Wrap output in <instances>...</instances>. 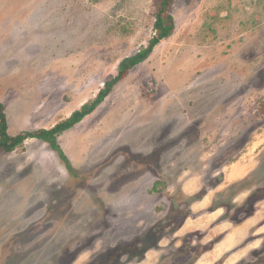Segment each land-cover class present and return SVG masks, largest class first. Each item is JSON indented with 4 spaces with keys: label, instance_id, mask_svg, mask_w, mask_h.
<instances>
[{
    "label": "rangeland",
    "instance_id": "rangeland-1",
    "mask_svg": "<svg viewBox=\"0 0 264 264\" xmlns=\"http://www.w3.org/2000/svg\"><path fill=\"white\" fill-rule=\"evenodd\" d=\"M156 1L0 0L9 133L94 99L154 36ZM169 12L173 34L59 135L72 172L37 138L0 151V264H264V216L251 215L264 214V181L246 191L262 196L248 213L243 193L212 203L231 165L264 147V0H172ZM255 239L261 249L240 250Z\"/></svg>",
    "mask_w": 264,
    "mask_h": 264
},
{
    "label": "trees",
    "instance_id": "trees-1",
    "mask_svg": "<svg viewBox=\"0 0 264 264\" xmlns=\"http://www.w3.org/2000/svg\"><path fill=\"white\" fill-rule=\"evenodd\" d=\"M171 2L172 0L156 1L157 9L155 12L154 22L155 34L149 40L148 44L142 47L135 54L123 58L119 63L118 73L105 82L104 87L100 89L94 99L84 103L80 109L75 110L69 117L58 122L53 127L25 130L16 135H12L9 133V122L5 112V105L0 102V151L12 152L22 146L27 139L37 138L48 143L50 147L58 153L67 169L72 172L74 170V166L58 141L59 135L72 129L86 116L95 111L110 95L113 87L124 79L130 70L147 60L154 51L155 47L162 40L169 38L173 34L176 24L173 15L169 12ZM157 184H160L159 181ZM152 243H155V241L153 239L149 240L144 244L148 246L145 247L142 245L141 250L146 251Z\"/></svg>",
    "mask_w": 264,
    "mask_h": 264
},
{
    "label": "crops",
    "instance_id": "crops-1",
    "mask_svg": "<svg viewBox=\"0 0 264 264\" xmlns=\"http://www.w3.org/2000/svg\"><path fill=\"white\" fill-rule=\"evenodd\" d=\"M259 151H257V153L254 155V157H255L254 162L252 161L251 158H248L249 153L247 152L243 156H241V158L237 162H234L231 165V167H230L231 169L229 171L230 172L229 174L227 173V175H225L224 177L223 176L221 177L220 183H217V185L214 188L215 195H213V197H212V203H214V202L219 203L218 206L214 207V210L220 209L221 207H225L226 205L231 203V201H236V200L238 201L239 199H234V198L237 194H241V193H243V197L241 198V203L239 204V206H242V205L243 206L239 207L237 209V212L239 215H242L243 213H248L253 208L252 206H255L256 202L262 201L260 198L262 196H259L257 192L255 193L256 189L254 191H252L251 194H249V192H246V191H248V188H252V187L256 186V184L250 185L248 183H249L250 178H252L253 173L258 168V161H256V160H258L257 156H258ZM228 175H230V176L228 177ZM156 182L158 183V181H156ZM257 191H258V188H257ZM238 203H239V201H238ZM251 215L253 216L252 219H253V221L256 222V224H257V222L261 221L263 219V216H264L262 211H257L256 213L251 214ZM202 217L205 218L207 216L201 215V216H199L193 220L192 224L195 225L194 229L200 227L199 225L201 224V222L203 220ZM186 218L187 217H185L184 219L186 220ZM187 221L189 222V220H187ZM243 221H244L243 222L244 224H242V225H240V223L237 224V225L241 226V227L237 226V231L235 230V231L230 232L228 234L229 236H228V240H226L227 242L230 243L233 236H235V235H236V241L239 242L240 240H242V236L245 233L244 231H245V229H247L248 224H249L247 219H245ZM186 226H187V222L183 223L179 227L178 231L182 233L181 235H185V234L191 232V231H188L190 229H188V230L186 229ZM262 226L263 227H261L259 229V231H262V230L264 231V224ZM178 231H177V233H178ZM258 240H260V239H255V241L248 242L247 244L243 245L240 250H243L245 252L246 250L254 251L255 249L256 250L261 249L263 246H262V243H259L260 241H258ZM242 243L243 242H240V245H242ZM223 246L225 247V249L227 251L230 250L228 248H231L230 247L231 245L227 246V243ZM220 248H221V244L218 243L216 245V247L214 248V250L217 251V250H220ZM202 257H203V254H201L199 261H200V259H202ZM197 260H198V258H197ZM199 261H197V262L195 261L194 263L199 264ZM232 263L233 262L230 261L229 264H232ZM210 264H212V263H210Z\"/></svg>",
    "mask_w": 264,
    "mask_h": 264
},
{
    "label": "flooded vegetation",
    "instance_id": "flooded-vegetation-1",
    "mask_svg": "<svg viewBox=\"0 0 264 264\" xmlns=\"http://www.w3.org/2000/svg\"><path fill=\"white\" fill-rule=\"evenodd\" d=\"M258 168L253 173L252 178H250V185H259L260 182L264 181V147L258 153ZM260 191V190H259Z\"/></svg>",
    "mask_w": 264,
    "mask_h": 264
}]
</instances>
